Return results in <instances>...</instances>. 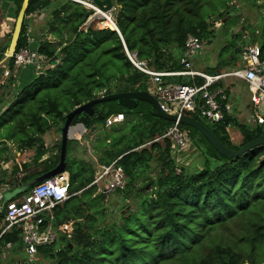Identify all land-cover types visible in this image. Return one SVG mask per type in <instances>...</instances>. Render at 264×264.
<instances>
[{
  "label": "trees",
  "instance_id": "obj_1",
  "mask_svg": "<svg viewBox=\"0 0 264 264\" xmlns=\"http://www.w3.org/2000/svg\"><path fill=\"white\" fill-rule=\"evenodd\" d=\"M9 1L16 6L17 16L22 0ZM76 1L88 2L28 1L16 50L27 44V17L41 13L37 18L43 22L37 52L46 63L18 86L12 75L0 84V186L5 185L6 190L21 187L57 165L60 141L56 148H48L43 136L51 130L59 133L66 114L75 107L101 95L146 90L149 76L130 63L123 44L155 71L181 70L179 59L187 35L210 43L215 36L213 23L238 11L234 3L239 0H112L113 22L121 37L109 27H97L103 17L88 20L90 10ZM262 24L258 47L264 60V20ZM11 35L12 30L6 45L0 47V62ZM239 36L234 33L232 38L236 41ZM251 40L255 42L254 37ZM229 47L227 43L226 50ZM227 53L213 73L207 74L218 75L223 69L237 67L241 54ZM5 64L12 69V59H6ZM2 73L0 66V80ZM164 80L203 82L200 77L192 80L188 76ZM114 104L115 109L110 108V102L94 105L99 112L107 107L108 114L122 113L124 120L106 128L104 116L91 147L98 154L99 165L117 160L126 176L124 188L116 191L123 201L119 220L97 224L105 215V196L94 194V186L87 187L96 168L74 156L67 158L68 150L75 148L71 146L74 140L68 141L64 172L69 178L70 197L55 206L53 229L71 219V237L62 233L57 242L38 247L37 257L48 264H264V145L227 158L198 130L180 124L189 132L198 162L180 164L176 174L170 138L153 141L173 122L153 116L151 106L144 101H138L134 108ZM184 113L235 150L264 133V118L250 125L225 115L222 121L207 125L196 109ZM96 121L100 119L91 120L88 131L96 129ZM228 126L240 130V145L230 141ZM55 149L56 154L45 157ZM13 150L32 151V160L20 161ZM9 161L10 170L2 169L1 164ZM153 161L160 163V169L152 177L147 171ZM143 176L146 182L139 184ZM130 201L135 204L128 210ZM123 209L127 211L121 213ZM19 254L25 253L19 231L13 228L0 236V264H38Z\"/></svg>",
  "mask_w": 264,
  "mask_h": 264
},
{
  "label": "built area",
  "instance_id": "obj_2",
  "mask_svg": "<svg viewBox=\"0 0 264 264\" xmlns=\"http://www.w3.org/2000/svg\"><path fill=\"white\" fill-rule=\"evenodd\" d=\"M97 27L100 28V26ZM29 28L28 24L26 28L27 44L19 50L15 49L13 54L8 57L12 59V69L6 64L0 65L3 68L0 84L5 78L21 68L34 66L39 69L45 65V58L37 52L39 38L34 37V33L30 32ZM205 44V41L198 36L187 35L179 59L182 69L178 71H155L148 67L146 61L139 59L136 52H129L124 44L123 50L130 63L149 76L145 83L146 90L155 97L159 107L165 113L181 115L188 110L196 109L199 116L210 123L222 121L229 112L228 88L227 84H222V86L216 84L224 83L225 78L228 77H237L243 80L251 93L252 103L261 109V106H264V103L261 104L262 99H264V60L260 59L259 47L257 45L245 47L236 69L218 75H209L196 70L192 64L193 57L200 52ZM169 76H188L192 80L195 77H200L203 82L201 84L194 82L181 84L164 80V77ZM123 120L122 113L107 114L105 127L109 128ZM253 121L255 124L261 123L263 121L261 113H257ZM164 137L171 140V155L176 161L174 169L175 173L178 174L180 173V164L187 163V161L184 162V158L187 157L186 153L192 151L189 132L187 129L181 128L178 122H173L162 136L153 141ZM151 142H147L145 145ZM13 152L16 157L27 153L26 151L15 150ZM3 164L5 165V163ZM125 179L126 176L122 167L117 164V160H114L107 165L100 164L94 179L87 187L94 186V194L100 193L106 197L123 189ZM68 183V174L61 172L35 184L28 193L17 198L14 197L15 199L12 198L4 205H2V199L7 187L5 185L0 186V214H2L0 236L13 228L17 229L22 250L29 261L37 256L38 247L57 242L62 233H67L68 238L71 237L69 234L73 222L71 219L64 222L58 230L53 229L55 206L70 197Z\"/></svg>",
  "mask_w": 264,
  "mask_h": 264
},
{
  "label": "rangeland",
  "instance_id": "obj_3",
  "mask_svg": "<svg viewBox=\"0 0 264 264\" xmlns=\"http://www.w3.org/2000/svg\"><path fill=\"white\" fill-rule=\"evenodd\" d=\"M7 2H9V0H6ZM84 3H86V5L88 6H95L91 1L88 0L87 1H82ZM236 3V7L238 8V11L234 12L233 14H231L229 17H226L224 19H221L220 21L223 23L224 25H221V22H214L213 23V29H214V37L211 38V42L207 43L205 40V46L200 50V52L193 57L192 60V64L193 67L198 69V70H202L204 73H213V70L217 64V62L220 59H223L227 56V52L228 50H232L234 51V48L230 47L227 48V43L230 44V40L232 39V35L234 33H239L240 36L236 39L235 41V45L237 47L240 48H245L251 45H257L258 46V38L260 37V33H261V29H262V21L264 20V0H256L255 5H251L248 2L244 1V0H239V1H235ZM88 6H85L88 10H90V8ZM114 8V6H113ZM115 12V11H114ZM46 17L49 16V13H45ZM110 15V14H108ZM95 17H103L101 14L97 13L96 11H94V13H91L88 20H92L95 19ZM111 20L113 21V14L110 15ZM104 21H99L96 23L97 26H100V28H105V27H111V25L109 23L104 24V22H107L105 20V18H103ZM13 21H15V19L13 18ZM210 21H212V19H210ZM14 22L13 24H11V30L13 28ZM10 32V31H9ZM41 33L37 32L34 33L33 35L38 37ZM252 37H254L255 42H252ZM39 38V37H38ZM229 40V42H228ZM244 42L246 43L244 45ZM226 52H225V51ZM241 60V56L239 61ZM238 61V63H239ZM216 63V64H215ZM238 65V64H237ZM29 69H32L33 67L30 66L28 67ZM34 71L32 70V72H35L39 69H37L36 67L33 68ZM228 69H224L223 71H227ZM233 70V69H232ZM231 81V80H236L237 82L234 83V86L236 89L240 90L239 93L241 91H245V87H244V83L242 81H238L237 78H233V77H228L225 78L224 81ZM235 93H237L235 91ZM242 94V93H240ZM110 102V108H114L115 104L114 101H109ZM264 103V99H262L261 104ZM145 107L144 108H148L147 105L143 104ZM102 119H100V121H96V129L92 130V131H86L79 139L74 140L71 143L72 149L73 147H75L73 150L69 149L68 153H67V158L74 156L78 159H82L84 161L90 162L94 165V167L96 169H98L99 164L97 162V156L98 154L94 153L93 148L91 147V141L95 140V135L98 132L99 129L102 128ZM204 122L207 125H211V123L207 120H204ZM250 124L254 125L255 122L253 121V118L250 119L249 121ZM115 126V125H113ZM107 128V127H106ZM86 137H88V139H86ZM43 140L44 143L46 145V147L48 148H56L55 144L60 141V132H56L54 130H51L49 132H47L44 136H43ZM234 145V144H233ZM83 146V147H82ZM85 150V151H84ZM30 152V151H29ZM28 154V155H27ZM50 154H56V149L52 150L50 152H48L47 155ZM187 157L184 158V162L186 163V161L190 164L195 163L196 161L198 162V154H194L192 151H190L189 153H186ZM18 159L20 161L22 160H29L31 161L32 158L31 156H29V153L27 151V153H23L21 156L18 157ZM190 161V162H189ZM160 169V163L158 161H153L151 163L150 169L149 171H147V173L150 176H155L157 175L158 171ZM146 179L144 178V176L140 179L139 184L141 183H145ZM149 186H147L148 189ZM29 190V189H28ZM27 191V190H26ZM129 207L127 208L128 210L130 208H132L134 206V202L130 201L129 202ZM123 205V201L121 199V197L116 193H111L109 195H107L105 197V201L103 203L104 206V210H105V215L104 218L101 221H98L97 224L99 225H103V224H112V222L114 221H118V215L121 209V206ZM127 209L125 211H127ZM123 209V212H125ZM96 217L99 216V214H95ZM24 255L26 256V254H19V257H24ZM29 261V260H28ZM33 261H35V263L38 264H48L47 260H41L40 258H38L37 256L33 259ZM30 262V261H29ZM247 264V263H246Z\"/></svg>",
  "mask_w": 264,
  "mask_h": 264
},
{
  "label": "water",
  "instance_id": "obj_4",
  "mask_svg": "<svg viewBox=\"0 0 264 264\" xmlns=\"http://www.w3.org/2000/svg\"><path fill=\"white\" fill-rule=\"evenodd\" d=\"M29 0H22L21 7L17 13V16L14 21V26L12 29V35L10 37V41L8 44L7 49L4 53L3 61L6 60L9 56H11L16 49L17 41L20 35L21 27L24 24L25 12L28 6ZM91 1L100 12L99 14L103 15V18H107V20L112 23L113 30H115L118 35L121 37V34L117 27L115 26L114 22L111 20L110 15L114 14V8L112 4V0H89ZM84 6H88L84 4V2L76 1ZM90 14L94 13L95 9L91 6ZM41 13H36L33 15L28 16V24L30 26V32L37 33L43 27V22L38 20L37 18L40 16ZM88 14V13H87ZM110 14V15H107ZM231 47L234 48V53L241 54L244 49L237 47L235 45V39L232 38L230 40ZM1 61V62H3ZM0 62V64H1ZM109 101H116L117 104L126 107V108H134L136 107L138 101H144L151 106V114L155 117L170 121V122H178L182 125H187L190 127L195 128L198 130L210 143V145L222 156L227 158H232L241 155L242 153L248 151L249 149L258 146L264 145V133L260 134L255 139L247 142L243 146L238 149H231L225 146L214 134L213 132L208 129L204 124L196 120L195 118L187 115H172L165 113L159 107L157 100L155 97L149 93L147 90H133L127 92H120V93H112L108 95H103L97 97L95 99L89 100L80 106L75 107L72 111L66 114L65 121L60 128V148H59V160L57 165L52 168L51 170L35 177L31 181L25 182L21 187H16L12 190H7L3 193L2 205H4L7 201L11 200L12 198L16 197L19 194L24 193L26 190L30 189L35 184L46 180L56 174L65 171L66 166V147L68 141H73L79 139L86 131L92 119H103L109 112V109L105 107L102 112L95 110L94 105L109 102Z\"/></svg>",
  "mask_w": 264,
  "mask_h": 264
},
{
  "label": "crops",
  "instance_id": "obj_5",
  "mask_svg": "<svg viewBox=\"0 0 264 264\" xmlns=\"http://www.w3.org/2000/svg\"><path fill=\"white\" fill-rule=\"evenodd\" d=\"M15 13H16V6L13 4V2H10V1L7 2L6 0H0V47L6 45L8 39H9V37L7 35L9 34V31H11L10 25L13 24V22H14L13 18L14 19L16 18ZM34 37H36V36H34ZM1 61H3V60H1ZM5 62H6V60L1 62L0 65L5 64ZM32 67L35 68L34 66H32ZM237 67H238V65H237ZM237 67H235L233 69H236ZM33 68L29 69L28 67H25V68H21V69L15 71L12 74V76L16 79L15 85L18 86L19 84H22L21 81L23 79H24L23 82L24 81L26 82L28 79H30L32 77V75L34 74V72H32V70L34 71ZM196 70H198V69H196ZM231 70L232 69H228L227 71H231ZM198 71H202V70H198ZM25 72H27V73L25 74ZM223 72H225V71H223ZM233 78H237V77H233ZM237 80L242 81L244 83L245 91H241L240 93H242V94H240L239 93L240 90L236 89L234 86V83L237 82L236 80H231V81L227 80L224 83L216 84V85H221V86H222V84H227V88H228L227 89V97H228L227 103L229 104V112L227 113V115H230V116L236 118L239 122H244V123L245 122L249 123L250 119L254 118V116L257 113H261L262 117L264 118V106L262 105L261 109L257 108V106L254 105L251 101V93L249 92L246 83L239 78H237ZM235 91L237 93H235ZM116 125H118V124H116ZM250 125H252V124H250ZM226 130H227V133L229 135V138H230V141L232 142V144L240 145L242 142V135H241L240 130L235 126H228L226 128ZM95 138H96V136H95ZM29 156H33L32 151L29 152ZM45 157H46V155H45ZM26 161H28V160H26ZM11 166H12L11 161L6 162L5 165L4 164L2 165V169L9 171V168H11ZM95 171L97 172V169Z\"/></svg>",
  "mask_w": 264,
  "mask_h": 264
},
{
  "label": "bare ground",
  "instance_id": "obj_6",
  "mask_svg": "<svg viewBox=\"0 0 264 264\" xmlns=\"http://www.w3.org/2000/svg\"><path fill=\"white\" fill-rule=\"evenodd\" d=\"M82 2V1H81ZM84 4H86V3H84ZM92 8L93 9H95V11L97 12V13H102V12H100L99 11V9L96 7V6H92ZM102 15V14H101ZM108 15V14H107ZM103 16V15H102ZM107 22H104V24H106V23H109L110 25H111V28H113V25H112V23H110L108 20H107V18L105 19Z\"/></svg>",
  "mask_w": 264,
  "mask_h": 264
}]
</instances>
